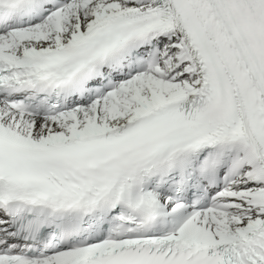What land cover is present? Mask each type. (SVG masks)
Wrapping results in <instances>:
<instances>
[{
	"label": "snow or ice",
	"instance_id": "1",
	"mask_svg": "<svg viewBox=\"0 0 264 264\" xmlns=\"http://www.w3.org/2000/svg\"><path fill=\"white\" fill-rule=\"evenodd\" d=\"M0 264H264V0H0Z\"/></svg>",
	"mask_w": 264,
	"mask_h": 264
}]
</instances>
